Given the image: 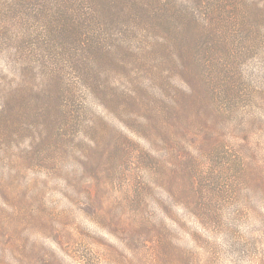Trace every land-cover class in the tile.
<instances>
[{
    "label": "clouds",
    "instance_id": "9594fccd",
    "mask_svg": "<svg viewBox=\"0 0 264 264\" xmlns=\"http://www.w3.org/2000/svg\"><path fill=\"white\" fill-rule=\"evenodd\" d=\"M0 264H264V0H0Z\"/></svg>",
    "mask_w": 264,
    "mask_h": 264
}]
</instances>
